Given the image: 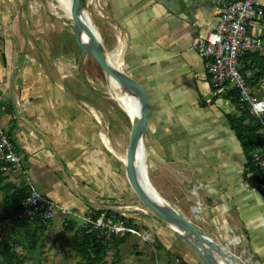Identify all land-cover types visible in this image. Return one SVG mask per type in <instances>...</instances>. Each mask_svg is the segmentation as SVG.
Listing matches in <instances>:
<instances>
[{
  "label": "crops",
  "instance_id": "0c3cea01",
  "mask_svg": "<svg viewBox=\"0 0 264 264\" xmlns=\"http://www.w3.org/2000/svg\"><path fill=\"white\" fill-rule=\"evenodd\" d=\"M58 1L72 20L67 0ZM83 1L89 7L91 1ZM93 1L89 10L104 50L119 55L122 73L148 98L143 142L156 180L165 178L159 200L240 264H264V191L256 189L250 164L254 148L264 152V130L256 133L263 143L246 152L227 119L242 109L228 94H213L206 61L196 52L217 24V0ZM65 25L41 0H0V126L23 162L19 172L6 164L1 169L0 218L4 197L31 184L76 217L89 207L122 212L171 255L177 249L185 264H202L168 226L148 214L137 219L136 209L125 206L132 195L125 152L119 159L124 139L119 143L122 137L109 128L113 102L102 88L105 76ZM258 27L264 40V22ZM79 41L84 47L82 35ZM240 65L248 80L250 62ZM248 83L255 98L264 99V79Z\"/></svg>",
  "mask_w": 264,
  "mask_h": 264
},
{
  "label": "built area",
  "instance_id": "2783aa9c",
  "mask_svg": "<svg viewBox=\"0 0 264 264\" xmlns=\"http://www.w3.org/2000/svg\"><path fill=\"white\" fill-rule=\"evenodd\" d=\"M216 6L220 14L217 24L212 32L197 43V55L206 61L213 94L223 96L230 88L236 89L240 102L248 106L250 115L263 124L264 99L255 98L240 72V60L246 54L264 53L261 29L257 28V24L264 22L263 0H217ZM250 160L256 169V189L264 191V152L254 148ZM0 161L12 172H19L22 168V158L9 133L1 126ZM60 217L61 226L65 224V219L72 217L80 221V227L87 233L99 232L106 236L129 234L143 243H153L148 232H139L120 216L108 217L104 213L88 211L86 215L76 217L71 210L38 192L31 184L13 220L36 219L49 224Z\"/></svg>",
  "mask_w": 264,
  "mask_h": 264
},
{
  "label": "rangeland",
  "instance_id": "374dc122",
  "mask_svg": "<svg viewBox=\"0 0 264 264\" xmlns=\"http://www.w3.org/2000/svg\"><path fill=\"white\" fill-rule=\"evenodd\" d=\"M91 1V2H89ZM89 7L91 5H94L93 0H89ZM41 2L44 5L45 12L48 13L49 16L55 19H59L62 23H65V28L69 30L70 34L73 33L74 25L72 23V20H70L62 10L61 6L62 4L58 0H41ZM82 6L84 5V2L80 3ZM88 6L81 7L82 9H86L90 17L93 21V24L95 25V28L98 32V23L99 21L96 19V14L93 11L89 10ZM62 27V26H61ZM64 27V25H63ZM62 27V28H63ZM62 30V29H61ZM99 34V32H98ZM82 35V31L79 33V37ZM83 47V46H82ZM84 48V47H83ZM78 49L81 53H84L83 49L78 46ZM85 54V53H84ZM108 79V81H107ZM103 79L102 88L104 87V92L106 95L110 96V100L113 102V106L110 108V115H111V123H109V128L114 129L115 132H118V136L122 137L119 138V143L124 139V147L121 150L122 152L119 155H124V159L126 157V146L128 142V136L130 132V118L126 116L123 113L124 108L120 106L115 100H113V92L110 87H112V84L110 82V79L107 77ZM109 82V83H108ZM101 84V83H100ZM251 91V90H250ZM111 92V93H110ZM252 93V91H251ZM253 94V93H252ZM113 109V110H112ZM125 111V110H124ZM112 112V113H111ZM117 139V140H118ZM106 143V142H105ZM107 144V143H106ZM147 151L145 149V162L147 166V174L148 179L150 182V186L158 192L159 196L162 198L161 191H164L166 188L164 187L163 182L165 181V178L163 179V182H158L156 180V172L151 170L148 166V159L147 157ZM120 161V160H119ZM120 164L122 165L121 161ZM123 166V165H122ZM22 171V170H21ZM163 171H160V173ZM130 189V194L132 195L133 200H128L125 202V206L128 209H136V213L138 216H136L137 219H143L146 214L150 216H154L156 219L160 220L154 213L149 211L137 198L135 193ZM166 202V201H165ZM134 203V204H132ZM135 205V206H134ZM133 213V212H131ZM120 217H122L124 220L127 219L122 212L117 213ZM115 217V216H112ZM71 219L75 220L71 217ZM141 219V220H142ZM10 220H2L0 218V244L4 242H9V238H18L19 231L16 228V226L13 224ZM76 221V220H75ZM79 221V220H77ZM76 221V228H79V225L81 223H78ZM59 219H57L52 226L46 228L43 231H37L38 243L35 245V251H31L29 249H26L25 246L18 245L14 248L15 254L20 256L22 258L21 264H80L81 258L78 257L74 251L71 244V236L72 234L70 232L64 231V226L59 224ZM80 222V221H79ZM162 222L161 224H164L163 228L167 225ZM54 224H56L57 228L55 229ZM48 227V228H47ZM133 227V226H132ZM136 228V227H134ZM140 228V227H139ZM137 229V228H136ZM139 232H147L148 229H145V227H141L140 229H137ZM70 233V234H69ZM150 234V231L148 232ZM131 236V235H130ZM153 239V237H152ZM110 241V240H109ZM112 242V241H110ZM24 243H26L24 241ZM25 245V244H24ZM0 247H2L0 245ZM176 255L182 256V252H177V249H174V255L167 256L163 251H160L159 249H156V243H152L151 245L141 242L138 238L131 236L127 241L120 245L118 248L114 247V244H109L107 254L104 257V263L103 264H178V261H181L179 258L176 257ZM180 264V263H179Z\"/></svg>",
  "mask_w": 264,
  "mask_h": 264
},
{
  "label": "water",
  "instance_id": "95a60500",
  "mask_svg": "<svg viewBox=\"0 0 264 264\" xmlns=\"http://www.w3.org/2000/svg\"><path fill=\"white\" fill-rule=\"evenodd\" d=\"M72 1V23L74 25L73 35L78 46L84 53L91 57L103 72L105 78L112 79L119 88L132 94L136 98L138 119L132 122L126 146V179L129 187L135 193L140 202L180 239L186 242L188 246L198 256L202 264H226L224 261H230L231 264H240V262L224 247L215 244L208 236L200 233L186 218H184L176 207L167 202L158 200L159 194L150 186L147 174V166L144 157L139 166L138 175L134 170L135 148L141 145L145 150L143 137L146 131L148 117V98L143 88L136 82L127 78L120 68L114 66L109 60V54L104 50L101 38L95 29L90 30L79 18L81 10L80 0ZM84 30L92 40V46L83 48L79 41V33ZM113 56L115 54H112ZM107 79V78H106ZM143 138V139H142ZM163 203L167 204L164 207Z\"/></svg>",
  "mask_w": 264,
  "mask_h": 264
},
{
  "label": "trees",
  "instance_id": "16d2710c",
  "mask_svg": "<svg viewBox=\"0 0 264 264\" xmlns=\"http://www.w3.org/2000/svg\"><path fill=\"white\" fill-rule=\"evenodd\" d=\"M84 2L80 0V3ZM81 5V4H80ZM85 6L84 5L81 7ZM250 62V65L246 67L250 70L251 76L248 80L244 77V70L245 68L241 67L240 65V72L244 79L246 80V85L248 86V81L258 82L261 79H264V60L258 54H246L241 60L240 63ZM250 83V84H251ZM253 84V83H252ZM228 96L232 103H234L237 107L242 109L241 116L234 117V116H227L229 126L231 130L236 135L237 140L242 145V148L247 152V146L253 147L256 145H260L259 136H256V133L260 130H264V121L261 124L258 120L252 117L249 113V108L246 104L240 102L239 99V92L234 89L230 88L228 90ZM262 138H264L262 136ZM250 164L252 166L251 170L255 173V167L250 160ZM5 167V163L0 161V172L1 169ZM255 185L257 184V179L255 178ZM8 192V191H7ZM28 187H18L16 188L11 194H8L3 199V216L2 220H10L13 224L18 228L19 234H22L18 238H9V242L1 243L0 245V264H21L22 258L15 254L14 248L18 245L22 247L25 246L26 249L31 251H35L34 247L38 243L37 231H43L47 224L41 223L36 219L33 220H13V216L18 211L22 200L27 196ZM89 211L96 212L97 214L104 213L108 217L112 216H119L116 212L111 210H100L96 207H89ZM9 221V222H10ZM127 223L130 226L134 227L133 221L131 219H126ZM78 222V221H77ZM64 231L70 232L71 236V244L73 247L74 253L81 258L80 264H103L104 257L107 254L109 244H114V247L118 248L120 245H123L127 239L131 236L129 234L118 235V236H106L100 234L99 232H92L87 233L84 229H82L79 225V228H76V221L73 219H65ZM69 233V234H70ZM112 242H110V241ZM24 241L26 243H24ZM156 243V249L163 251L168 256H171L162 243L154 240ZM25 244V245H24ZM180 264H185L182 261H178ZM178 263V264H179ZM168 264V263H167Z\"/></svg>",
  "mask_w": 264,
  "mask_h": 264
},
{
  "label": "bare ground",
  "instance_id": "6f19581e",
  "mask_svg": "<svg viewBox=\"0 0 264 264\" xmlns=\"http://www.w3.org/2000/svg\"><path fill=\"white\" fill-rule=\"evenodd\" d=\"M67 6L72 10V1L71 0H67ZM78 15H79L81 22H84L85 25L88 28H90V30H92V29L96 30L95 25L93 24V21L91 20L90 14L87 11L81 9V10H79ZM82 42H83L84 48H88V47L92 46V40L89 38L88 34L84 30H82ZM109 60L114 64L115 67H117L119 69V65H118L119 64L118 63L119 62V55L117 53L114 56L109 55ZM110 82L112 84V87H110V89H112L113 97L120 102V104L124 108V110L129 114V116H131V118L133 119L132 122H135L138 119L137 102L135 101L136 100L135 96H133L132 94H130V93L126 92L125 90L119 88L118 85L112 79H110ZM142 156L144 157V159L146 158L145 157L146 156L145 150H143L142 146L139 144L135 148V158H134V162H133L136 175H138L139 166H140L141 161H142ZM136 162L139 165H137ZM126 167H127V164H126ZM158 200H159V197H158ZM163 204H164L163 205L164 207H167V204H165V203H163ZM224 263L231 264L230 261H224Z\"/></svg>",
  "mask_w": 264,
  "mask_h": 264
}]
</instances>
